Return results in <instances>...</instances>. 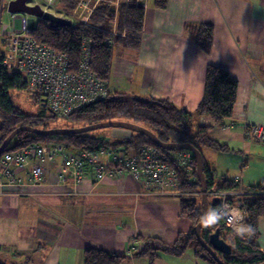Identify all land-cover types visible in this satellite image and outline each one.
I'll return each instance as SVG.
<instances>
[{
    "label": "crops",
    "instance_id": "1",
    "mask_svg": "<svg viewBox=\"0 0 264 264\" xmlns=\"http://www.w3.org/2000/svg\"><path fill=\"white\" fill-rule=\"evenodd\" d=\"M153 3L145 11L139 51L114 50L111 92L169 100L194 113L207 66L228 71L239 83L233 116L210 133L228 149L202 154L216 181L240 178L245 190L257 186L264 181V143L244 133L247 125H264V0H168L165 10ZM198 24L214 27L210 56L186 34L188 25ZM195 120L198 126L213 124L206 116ZM181 211V196L150 194L129 175L87 180L74 189L59 184L49 164L42 184L0 192V261L84 264V251L94 248L127 255L122 264H149L131 249L142 247L140 237L175 243L193 226ZM259 231L264 250V218ZM155 264L210 263L189 250L181 257L161 256Z\"/></svg>",
    "mask_w": 264,
    "mask_h": 264
},
{
    "label": "trees",
    "instance_id": "2",
    "mask_svg": "<svg viewBox=\"0 0 264 264\" xmlns=\"http://www.w3.org/2000/svg\"><path fill=\"white\" fill-rule=\"evenodd\" d=\"M76 4L77 0H60L65 16L70 15ZM153 4L157 9L165 10L168 0H154ZM103 12L109 15L107 19L99 16L94 17V23L101 25V29L82 24L54 26L45 20H39L34 26L31 36L38 42L65 53L69 57L70 70L73 73L79 69L83 40H93L90 69L108 85L115 48L139 51L141 47L145 9L133 4L122 6L118 17V32L120 34L118 36L110 34L109 28L113 18L110 10L104 8ZM122 33H125L124 37L121 36ZM186 34L204 54L210 56L214 45V27L212 25H188ZM108 39L113 40L112 46L107 44ZM238 87V81L228 71L209 64L205 74L203 97L195 113L182 109L169 100L111 92L106 98L84 107L69 119L77 124H83V126L120 121L118 119L130 120V122L140 123V126L150 130L162 143L189 145L199 152L204 148L225 152L228 149L227 146L212 139L210 133L214 126L224 127L226 120L233 116ZM15 90H26V84L21 76L8 74L0 69V120L3 124L0 132V147L17 128L27 126L36 129L41 127V129L47 130L51 129L48 127L51 120L59 119L43 107L37 115L26 114L13 101L11 92ZM34 98L37 104L44 103L40 97ZM201 116L210 118L212 126H198L194 119ZM59 128L70 127H56V129ZM89 133L40 136L30 132H21L14 137L5 152L50 141L64 142L74 150L110 146L139 151L146 145L158 147L146 136L136 132L130 139L113 142L99 139ZM203 174L207 188L213 187L215 185L213 172L204 164ZM219 187L222 190H237L239 185H236L232 180H224L219 184ZM199 188H201L199 181L195 183L189 181L187 174L180 171L178 190L184 193L181 196V216L193 223L191 230L186 234L179 235L173 244H167L158 238L140 237L139 241L143 243L142 250L132 254L134 257L146 258L149 260V264H155L161 256L181 257L187 251L193 250L198 258L204 259L210 264H219L203 247L196 234V228L202 222L205 214L202 198L200 199L197 194L200 192ZM247 191L254 197L242 200L243 211L247 214L244 239L233 237L224 219L218 214L216 201H208L209 220L201 228L200 237L209 244L210 237L219 230L220 238L228 243L226 239H230V235H232L233 244H229L232 247V253L223 255L217 252L218 258L224 264H264V250L258 245L259 220L264 218V181ZM235 201L233 198L229 200L232 205H236ZM83 254L84 264H122L128 257L125 254L94 248H87ZM0 264L5 263L0 261Z\"/></svg>",
    "mask_w": 264,
    "mask_h": 264
},
{
    "label": "built area",
    "instance_id": "3",
    "mask_svg": "<svg viewBox=\"0 0 264 264\" xmlns=\"http://www.w3.org/2000/svg\"><path fill=\"white\" fill-rule=\"evenodd\" d=\"M149 1L77 0L75 8L68 16L59 15L53 10L58 7L60 0H29L27 5L38 6L44 13L70 20L72 25L82 24L97 29H101L102 26L94 23V17L107 19L109 15L103 11L104 8H108L113 16L110 34L118 36L121 7L133 3L147 8ZM8 3L10 1L6 0H1L0 3V69L8 74L21 76L30 96L40 97L55 117L67 119L90 102L111 94L107 83L90 69L93 40H83L79 69L73 73L70 70L69 57L65 53L42 44L31 36L34 29L30 26L32 16L10 15L4 21L3 10L9 9ZM121 36L124 37L125 33ZM107 44L112 46L113 40L108 39ZM245 135L264 141V125H247ZM77 153L75 154L66 143L58 141L31 144L15 151L4 152L0 159V192L6 188L42 184L49 164L55 166L59 184L72 183L75 188L89 178L95 182H102L116 170L120 175L127 172L138 181L147 182L158 194H173L178 191L177 172L169 164L168 151L146 145L136 152L110 147L97 152L84 150ZM190 157L191 154H185L186 159ZM178 165L185 168L184 162ZM241 189L240 185L236 192H240ZM220 200L219 215L231 232L244 239L246 213L232 206L226 199ZM141 250L142 247L139 250L132 248L131 252L133 254Z\"/></svg>",
    "mask_w": 264,
    "mask_h": 264
},
{
    "label": "rangeland",
    "instance_id": "4",
    "mask_svg": "<svg viewBox=\"0 0 264 264\" xmlns=\"http://www.w3.org/2000/svg\"><path fill=\"white\" fill-rule=\"evenodd\" d=\"M7 2H11L12 0H6ZM29 1V0H28ZM27 1V2H28ZM27 2H26V6H28L27 5ZM0 3H1V0H0ZM8 4H10V3H8ZM133 4V3H132ZM132 4H129V5H132ZM148 6H149V4H148ZM147 6V7H148ZM1 7V6H0ZM28 7H30V6H28ZM8 8H9V5H8ZM145 9V11H146V9L147 8H144ZM53 10L55 11V12H57L59 15H64V10H62V7H61V5H60V3H59V5H58V7H56V8H53ZM4 11V16H3V19H4V21L8 18V16L10 17V15H16V16H19V15H24V14H26V13H12V12H10L9 11V9L8 10H6V9H4L3 10ZM5 14H6V16H5ZM27 15H29V14H27ZM31 16V15H30ZM33 17H31L30 19H32ZM37 21H39V19L38 18H35V22H37ZM30 25H31V23H30ZM17 26L19 27L20 26V21H18L17 22ZM109 87V86H108ZM133 95H135V94H133ZM11 96H12V98H13V101L15 102V104H17L18 106H20V108L26 113V114H28V115H37L40 111H41V107H42V105L40 106L39 104H37L36 102L37 101H35V98L34 97H36V96H30L28 93H27V91L26 90H22V91H20V90H15V91H12L11 92ZM149 97V96H148ZM152 98V97H151ZM104 99V98H103ZM99 100H102V99H98V100H96V101H94V102H90L88 105H90V104H92V103H95V102H97V101H99ZM171 102V101H170ZM45 103V102H44ZM43 104V103H42ZM87 105V106H88ZM86 107V106H85ZM84 108V107H83ZM83 108H81L80 110H82ZM48 112H49V110H48V108L46 109ZM80 110H78V111H80ZM78 111H76V112H78ZM76 112H74L72 115H74ZM196 112V111H195ZM194 112V113H195ZM50 113V112H49ZM71 115V116H72ZM71 116L70 117H68L67 119H57L56 121H50L49 123H48V127L49 128H51V129H53V128H56V127H70V128H79V127H84V126H87V125H84L83 126V124H77V123H75L74 121H72V120H70L69 118H71ZM202 117V116H201ZM118 120H120V121H122V122H130V120H125V119H118ZM195 120V119H194ZM196 121V120H195ZM130 123H134L133 121H131ZM134 124H136V125H139V124H137V123H134ZM141 125H142V123H141ZM140 126V125H139ZM199 126H201V125H199ZM38 129H41V127L40 128H38ZM43 130V129H42ZM91 136H96V137H98L99 139H103V140H105V141H110V142H113V141H116V140H127V139H130V138H132V135H135L136 133L134 132V131H131V130H128V129H124V128H106V129H100V130H95V131H93V132H90L89 133ZM124 134H125V136H124ZM127 134V135H126ZM139 134V133H138ZM245 134V133H244ZM246 136V135H245ZM246 138H248V139H250V140H253V141H255V142H257V143H264V141H258V140H256V139H254L253 137H250V136H246ZM149 139V138H148ZM64 143V142H63ZM156 145V144H155ZM154 146V145H153ZM9 147V146H8ZM105 148H110V146H105V147H101V148H97V149H94V148H92V149H87V150H91V151H93V152H97V151H100L101 149H105ZM111 148H113V149H116L115 147H111ZM120 148H125V147H120ZM125 149H127V148H125ZM156 149H160V150H162V151H168V152H170V154H169V164L176 170V172H177V182H178V187H179V184H180V171L181 172H184V173H186L187 174V176H188V179H189V181H191V180H193V183H195V182H198L199 181V183L201 184V188H199V193H197L198 195H199V197H200V199L203 197V188H205L206 187V194H207V201H209V200H215L216 201V203H217V206H218V214H219V209H220V207H219V204H218V202L219 201H221L220 199L221 198H224V199H226V201L228 202V203H230L229 202V200L230 199H232L233 198V200H236L235 201V203H236V205H232V206H235V207H238L239 209H241L242 211H243V206H242V200L243 199H245V198H252V197H254L253 195H250V193L247 191V190H245V189H243V187H242V189L240 190V192H236V190H222V189H220V187H219V184L221 183L220 181H216V179H215V177H214V180H215V185L213 186V187H211V188H207V186H206V180H205V175L203 174V164L204 165H206L207 167H208V165L206 164V162L204 161V157H203V154H202V151H203V149H202V151L201 152H199L198 150V152L201 154V157H202V173H201V175H202V181L200 180V177H199V175H198V172H197V162H196V157H195V154L191 151V150H189V149H165V148H161V147H156ZM204 149H209V148H204ZM71 150L75 153V154H78L77 152H81V151H84V150H74L73 148H71ZM128 151H132V152H136L137 150H134V149H131V148H128L127 149ZM174 153H178L177 155H174ZM185 154H191V157L190 158H188V159H186L185 158ZM63 158H61V160H62ZM60 160V161H61ZM182 162H184V166H185V168L184 167H181L180 165H178V163H182ZM209 168V167H208ZM210 169V168H209ZM211 170V169H210ZM211 172H213L212 170H211ZM124 174L125 175H129V176H131L129 173H127V172H124ZM123 174V175H124ZM113 176H121L120 174H119V171H116V170H114V172L110 175V177H113ZM132 177V176H131ZM108 178H109V176H108ZM134 180H136L137 182H139L140 184H142V186H144V187H146L149 191H150V194H152V193H157L154 189H152V188H150V186H149V184L147 183V182H142V181H138L137 179H135L134 177H132ZM89 180H91L90 178H89ZM93 181V180H92ZM224 180H222V182H223ZM232 181H234L235 182V184L236 185H239L240 186V184H241V182H240V178H234ZM84 182H86V181H84ZM93 182H95V181H93ZM262 182H263V180H262ZM84 184V183H83ZM66 185H68V186H71L72 188H74V189H77L79 186H81L82 184H80V185H78V187L77 188H75L73 185H72V183H67ZM24 187H28V186H24ZM30 187V186H29ZM32 187H35V186H32ZM228 192V193H227ZM232 192H236V193H232ZM180 193H182L181 191H177V192H174L173 194L174 195H177V196H182ZM184 194V193H183ZM202 203H203V201H202ZM208 204H209V202H208ZM244 212V211H243ZM247 215V214H246ZM231 232V231H230ZM232 233V235H233V237L235 236V237H237V235H235L233 232H231ZM232 235H230V239H226L227 240V242H228V244H233V239H231V236Z\"/></svg>",
    "mask_w": 264,
    "mask_h": 264
},
{
    "label": "water",
    "instance_id": "5",
    "mask_svg": "<svg viewBox=\"0 0 264 264\" xmlns=\"http://www.w3.org/2000/svg\"><path fill=\"white\" fill-rule=\"evenodd\" d=\"M28 0H12L9 4V11L12 13H26L31 15L33 18L30 19L31 27L33 28L35 25V18H38L39 20H45L49 23H51L54 26H71L72 22L70 20H66L57 16H54L51 13H44L39 7H28L26 6V2ZM3 124L2 121L0 120V132L2 131ZM106 128H124L128 129L131 131H134L136 133H139L141 135L146 136L149 138L150 141H152L154 144L161 148L165 149H189L191 150L196 157V162H197V172L200 177V180L202 181V157L201 154L193 147L189 145H179V144H171V143H162L160 142L157 137L148 129L136 125L134 123L130 122H122V121H112V122H104L100 124H94V125H87L84 127H79V128H53V129H47V130H42V129H36L33 127H20L17 128L14 132H12L8 138L3 142V144L0 147V155H2L5 151H7L9 144L12 142L14 137L21 132H30L35 135H40V136H53V135H63V134H84V133H89L93 132L95 130H100V129H106ZM203 206L205 210L204 218L202 222L200 223L199 226L196 228V234L203 245V247L210 253V255L215 259V261L219 264H224L222 261L218 258L217 252L221 253L223 255H230L232 253V247L226 243L224 240L220 238V231L217 230L209 240V244L205 243L203 239L200 237V231L201 228L204 227L209 220V205L207 201V194H206V187L203 188Z\"/></svg>",
    "mask_w": 264,
    "mask_h": 264
},
{
    "label": "flooded vegetation",
    "instance_id": "6",
    "mask_svg": "<svg viewBox=\"0 0 264 264\" xmlns=\"http://www.w3.org/2000/svg\"><path fill=\"white\" fill-rule=\"evenodd\" d=\"M42 107L45 108V109H47V104L46 103H43L42 104Z\"/></svg>",
    "mask_w": 264,
    "mask_h": 264
},
{
    "label": "bare ground",
    "instance_id": "7",
    "mask_svg": "<svg viewBox=\"0 0 264 264\" xmlns=\"http://www.w3.org/2000/svg\"><path fill=\"white\" fill-rule=\"evenodd\" d=\"M38 7V6H37Z\"/></svg>",
    "mask_w": 264,
    "mask_h": 264
},
{
    "label": "clouds",
    "instance_id": "8",
    "mask_svg": "<svg viewBox=\"0 0 264 264\" xmlns=\"http://www.w3.org/2000/svg\"><path fill=\"white\" fill-rule=\"evenodd\" d=\"M231 231V230H230Z\"/></svg>",
    "mask_w": 264,
    "mask_h": 264
}]
</instances>
